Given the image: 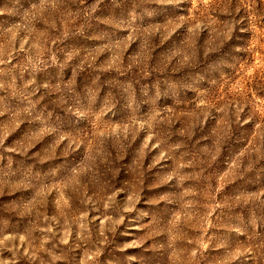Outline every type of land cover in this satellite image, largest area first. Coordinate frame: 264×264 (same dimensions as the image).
Listing matches in <instances>:
<instances>
[{
  "label": "rangeland",
  "instance_id": "obj_1",
  "mask_svg": "<svg viewBox=\"0 0 264 264\" xmlns=\"http://www.w3.org/2000/svg\"><path fill=\"white\" fill-rule=\"evenodd\" d=\"M0 264H264V0H0Z\"/></svg>",
  "mask_w": 264,
  "mask_h": 264
}]
</instances>
